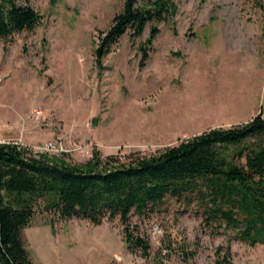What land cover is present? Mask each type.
<instances>
[{"label": "rangeland", "instance_id": "1", "mask_svg": "<svg viewBox=\"0 0 264 264\" xmlns=\"http://www.w3.org/2000/svg\"><path fill=\"white\" fill-rule=\"evenodd\" d=\"M172 1L169 20L139 37L128 30L97 63L125 0H16L41 22L0 38L2 129L28 144L62 136L127 161L264 115V0ZM152 26L160 32L148 47ZM47 155L90 160L80 150ZM198 210L169 197L159 210L132 214L131 229L151 243L147 256L128 248L119 217L95 225L42 211L23 234L32 264H264V244L209 226Z\"/></svg>", "mask_w": 264, "mask_h": 264}, {"label": "trees", "instance_id": "2", "mask_svg": "<svg viewBox=\"0 0 264 264\" xmlns=\"http://www.w3.org/2000/svg\"><path fill=\"white\" fill-rule=\"evenodd\" d=\"M175 9L172 0H125L96 50L97 63L128 30L139 37L149 23L169 20ZM40 22L31 5L0 0V38L33 31ZM159 32L152 26L145 45L151 47ZM169 197L196 205L209 226L233 230L250 246L264 244L263 111L127 161L103 159L94 151L86 164H72L0 143V264H32L23 232L42 211L95 225L119 217L128 248L147 256L151 243L131 229V216L159 210Z\"/></svg>", "mask_w": 264, "mask_h": 264}, {"label": "built area", "instance_id": "3", "mask_svg": "<svg viewBox=\"0 0 264 264\" xmlns=\"http://www.w3.org/2000/svg\"><path fill=\"white\" fill-rule=\"evenodd\" d=\"M1 81L2 79H0V83ZM0 143L19 144L20 146H23L28 150H30L35 155H43V154L63 155L66 153H70L72 151L80 150V152L83 155L89 156L90 159H92L94 156V152L93 155H91L90 149L88 148L85 149L81 145H76L73 147L68 146L65 138L62 136H57L56 138L44 141L39 144H28L23 142L21 139L7 140L6 138H3L0 134Z\"/></svg>", "mask_w": 264, "mask_h": 264}, {"label": "crops", "instance_id": "4", "mask_svg": "<svg viewBox=\"0 0 264 264\" xmlns=\"http://www.w3.org/2000/svg\"><path fill=\"white\" fill-rule=\"evenodd\" d=\"M3 132V133H2ZM7 132H10L9 131V128L8 127H5V129L3 128L2 129V126L0 125V133L1 134H3L5 137H9V138H15V139H19V137H20V135L21 134H17V135H9V133H7ZM25 136L23 135V138H24Z\"/></svg>", "mask_w": 264, "mask_h": 264}]
</instances>
